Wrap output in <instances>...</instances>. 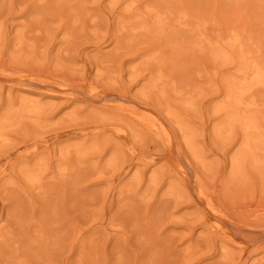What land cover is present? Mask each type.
Instances as JSON below:
<instances>
[{"label": "rangeland", "instance_id": "1", "mask_svg": "<svg viewBox=\"0 0 264 264\" xmlns=\"http://www.w3.org/2000/svg\"><path fill=\"white\" fill-rule=\"evenodd\" d=\"M0 264H264V0H0Z\"/></svg>", "mask_w": 264, "mask_h": 264}]
</instances>
